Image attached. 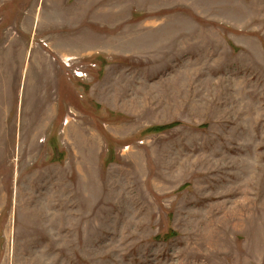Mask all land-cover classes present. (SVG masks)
Masks as SVG:
<instances>
[{
    "label": "rangeland",
    "instance_id": "374dc122",
    "mask_svg": "<svg viewBox=\"0 0 264 264\" xmlns=\"http://www.w3.org/2000/svg\"><path fill=\"white\" fill-rule=\"evenodd\" d=\"M0 264H264V0H0Z\"/></svg>",
    "mask_w": 264,
    "mask_h": 264
},
{
    "label": "built area",
    "instance_id": "2783aa9c",
    "mask_svg": "<svg viewBox=\"0 0 264 264\" xmlns=\"http://www.w3.org/2000/svg\"><path fill=\"white\" fill-rule=\"evenodd\" d=\"M74 74H75L76 78H83L84 77L83 73L80 71H76V72H74Z\"/></svg>",
    "mask_w": 264,
    "mask_h": 264
}]
</instances>
